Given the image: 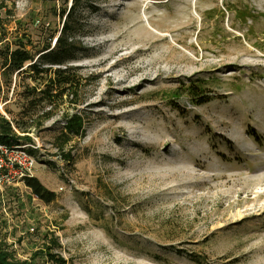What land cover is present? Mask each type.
I'll use <instances>...</instances> for the list:
<instances>
[{
	"label": "rangeland",
	"instance_id": "rangeland-1",
	"mask_svg": "<svg viewBox=\"0 0 264 264\" xmlns=\"http://www.w3.org/2000/svg\"><path fill=\"white\" fill-rule=\"evenodd\" d=\"M91 1L71 62L81 103L32 134L34 175L57 198L45 203L24 181L7 189L12 252L31 261L54 234L66 264H264V0ZM63 6L0 0V37L38 44L62 27ZM192 80L213 100L172 104ZM15 85L0 83L8 117L20 110ZM66 112L85 127L66 145L69 164L54 145ZM32 264L61 263L42 250Z\"/></svg>",
	"mask_w": 264,
	"mask_h": 264
},
{
	"label": "trees",
	"instance_id": "trees-1",
	"mask_svg": "<svg viewBox=\"0 0 264 264\" xmlns=\"http://www.w3.org/2000/svg\"><path fill=\"white\" fill-rule=\"evenodd\" d=\"M82 4L90 6L92 10L98 8L91 0H71L70 6H68V0H64L62 8H55L56 14L58 13L62 18V27L55 28L38 44L27 35L16 36L14 41L0 37V83L4 79L10 86L15 75V87L20 90L18 97L21 103L19 112L13 117L0 112V143L10 146L36 145L32 137L34 131H39L47 120L62 110L65 104L77 107L81 103L83 78L78 67L71 65V62L82 51L80 35L77 33L83 25L77 16ZM243 13L248 12L243 11ZM29 46L37 47V49H30ZM173 95L169 97L172 104L176 103V99L182 95H187L189 101L196 106L204 105L214 98L204 83L194 80L177 87ZM65 114L63 117L65 124L56 136L54 145L60 151L59 155L69 164L73 156L70 150H66V145L74 137L83 136L85 127L84 118L80 113L66 112ZM38 150L39 147L27 148V152L37 161ZM24 183L30 188L32 194L47 204L57 198V193L49 190L35 175L25 177ZM1 204L0 198V206ZM3 214L0 210V221H4ZM2 223L6 224V221ZM48 236L49 234L44 238L47 239ZM50 241L51 244L48 243ZM45 244L48 245L37 249L33 254L32 262L44 250L48 260L66 264L64 258L52 252V249L60 247V242L54 234ZM192 259L196 262L201 261L199 256ZM31 261L15 256L6 238L2 236L0 225V264H32Z\"/></svg>",
	"mask_w": 264,
	"mask_h": 264
},
{
	"label": "built area",
	"instance_id": "built-area-1",
	"mask_svg": "<svg viewBox=\"0 0 264 264\" xmlns=\"http://www.w3.org/2000/svg\"><path fill=\"white\" fill-rule=\"evenodd\" d=\"M0 107L3 108L1 105ZM29 146L39 147L33 144L10 146L0 143V210L6 211L3 200L7 189L14 186L16 181H24L25 177L34 175L38 161L27 152ZM30 230L35 231L34 227Z\"/></svg>",
	"mask_w": 264,
	"mask_h": 264
}]
</instances>
